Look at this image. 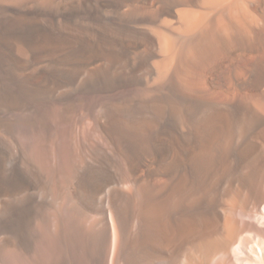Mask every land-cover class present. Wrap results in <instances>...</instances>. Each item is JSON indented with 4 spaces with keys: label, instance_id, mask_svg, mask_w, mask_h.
<instances>
[{
    "label": "bare ground",
    "instance_id": "1",
    "mask_svg": "<svg viewBox=\"0 0 264 264\" xmlns=\"http://www.w3.org/2000/svg\"><path fill=\"white\" fill-rule=\"evenodd\" d=\"M87 253L264 264V0H0V264Z\"/></svg>",
    "mask_w": 264,
    "mask_h": 264
},
{
    "label": "rangeland",
    "instance_id": "2",
    "mask_svg": "<svg viewBox=\"0 0 264 264\" xmlns=\"http://www.w3.org/2000/svg\"><path fill=\"white\" fill-rule=\"evenodd\" d=\"M95 135L96 133L91 120V112L88 103H86L84 107L78 108L72 114L70 120L66 122L57 121L55 124L52 137L53 141L51 143L52 153L56 156L54 157V159L56 158L55 162L58 163L59 167L65 169L71 157L79 153L83 140L86 138L88 139V137H90L89 139H94V137L96 138ZM89 259V254L78 255L77 263L90 264L91 261Z\"/></svg>",
    "mask_w": 264,
    "mask_h": 264
}]
</instances>
